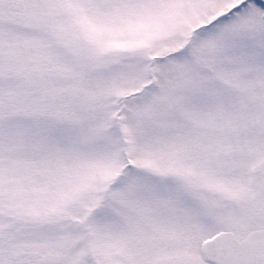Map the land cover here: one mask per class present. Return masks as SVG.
<instances>
[{"label":"snow or ice","instance_id":"1","mask_svg":"<svg viewBox=\"0 0 264 264\" xmlns=\"http://www.w3.org/2000/svg\"><path fill=\"white\" fill-rule=\"evenodd\" d=\"M0 264H264V0H0Z\"/></svg>","mask_w":264,"mask_h":264}]
</instances>
